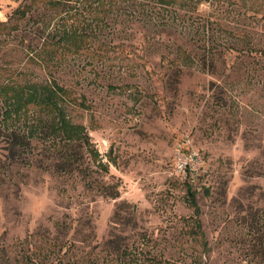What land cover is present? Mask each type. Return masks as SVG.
<instances>
[{"label":"rangeland","instance_id":"374dc122","mask_svg":"<svg viewBox=\"0 0 264 264\" xmlns=\"http://www.w3.org/2000/svg\"><path fill=\"white\" fill-rule=\"evenodd\" d=\"M48 1L0 0V264H264V0H148L78 53Z\"/></svg>","mask_w":264,"mask_h":264},{"label":"trees","instance_id":"16d2710c","mask_svg":"<svg viewBox=\"0 0 264 264\" xmlns=\"http://www.w3.org/2000/svg\"><path fill=\"white\" fill-rule=\"evenodd\" d=\"M145 1L148 0H49L46 7L48 11H53L57 23L55 26L57 27H54L53 31L48 34L46 40L50 41L47 43L44 42V45L47 47L59 46L63 51L78 53V51L86 45V41L98 38L102 35L101 31L106 29L108 26L107 23H109L110 17L113 16V14L120 12V15H126L129 13L128 8L133 12L135 10L137 11L138 7L143 8L147 6L148 3H145ZM70 2H73L75 7L68 6ZM71 11L75 12L72 14ZM144 14L149 18L145 11ZM71 19L75 22L78 20L83 24L77 28L74 25L67 26V21ZM105 20L107 22L106 24L104 23ZM38 21L41 25L48 27V23L43 16ZM39 32L43 33V29L41 28ZM53 94V90L51 92L48 91L46 96L51 100ZM61 113H59L57 121H52V123L49 124H42L44 130L43 134L52 135V133H56L61 135L65 144L63 146L65 148V154L63 156L67 160L65 166L68 165L67 167H69L71 164L70 159H72L73 155L72 153L68 154L66 152L69 150L72 141L78 143L82 142L86 148L90 143L85 137L83 128H78L70 124L63 118ZM88 150L91 156L96 154L90 148ZM67 167H65V170H67ZM108 197L115 198L117 194L114 191L108 194ZM190 204L197 213L198 209L193 200H190Z\"/></svg>","mask_w":264,"mask_h":264},{"label":"built area","instance_id":"2783aa9c","mask_svg":"<svg viewBox=\"0 0 264 264\" xmlns=\"http://www.w3.org/2000/svg\"><path fill=\"white\" fill-rule=\"evenodd\" d=\"M202 157L197 150L179 145L175 148L174 173L183 180H195L202 173Z\"/></svg>","mask_w":264,"mask_h":264},{"label":"water","instance_id":"95a60500","mask_svg":"<svg viewBox=\"0 0 264 264\" xmlns=\"http://www.w3.org/2000/svg\"><path fill=\"white\" fill-rule=\"evenodd\" d=\"M204 264H206V263L204 262Z\"/></svg>","mask_w":264,"mask_h":264}]
</instances>
